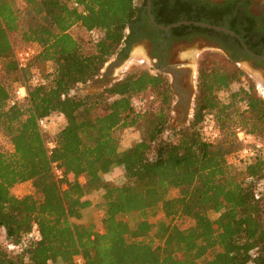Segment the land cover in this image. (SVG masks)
Here are the masks:
<instances>
[{
	"label": "trees",
	"instance_id": "16d2710c",
	"mask_svg": "<svg viewBox=\"0 0 264 264\" xmlns=\"http://www.w3.org/2000/svg\"><path fill=\"white\" fill-rule=\"evenodd\" d=\"M21 1L19 7L0 0V133L12 146L0 150V228L7 240L0 242V264H77V256L85 264H264V154L240 157L244 146L236 138L238 130L264 138V98L251 85L232 88L242 72L204 60L193 118L166 137L173 91L154 69L131 72L98 93H73L120 52L137 0ZM28 45L39 52L20 69L15 49ZM35 74L41 81L32 82ZM20 85L27 96L10 106ZM146 96L151 104L143 110ZM53 115L65 124L48 138L39 120ZM234 115L241 125L231 128ZM140 124V139L120 149L117 132ZM47 139L56 143L52 153ZM53 162L76 176L64 180L65 189ZM116 166L124 184L104 177ZM26 182L33 191L14 194ZM94 192L102 193L96 204L102 230L80 221ZM129 213L137 215L135 224L121 217ZM34 224L38 240L27 238Z\"/></svg>",
	"mask_w": 264,
	"mask_h": 264
},
{
	"label": "flooded vegetation",
	"instance_id": "af4514ba",
	"mask_svg": "<svg viewBox=\"0 0 264 264\" xmlns=\"http://www.w3.org/2000/svg\"><path fill=\"white\" fill-rule=\"evenodd\" d=\"M136 3L139 10L117 58L127 59L137 48L143 63L167 77L173 91L171 113L178 114L177 121L193 110L200 67L210 51L220 52L235 70L245 72L264 98V0ZM179 22L189 23L165 29Z\"/></svg>",
	"mask_w": 264,
	"mask_h": 264
},
{
	"label": "rangeland",
	"instance_id": "374dc122",
	"mask_svg": "<svg viewBox=\"0 0 264 264\" xmlns=\"http://www.w3.org/2000/svg\"><path fill=\"white\" fill-rule=\"evenodd\" d=\"M17 5L19 7H21L23 5L22 1L17 0ZM72 33L75 35L80 34V35H84V36L88 37V35H85V33L78 28H74L72 30ZM11 37H12L13 42L15 43L16 46L22 45L21 36L19 34L14 33L11 35ZM137 50H138L137 48L133 49L131 55L129 56L131 59V62L125 68V71L122 74L123 78L127 74L134 72V71L150 70L151 69L145 63L142 62V59L139 57ZM207 53L210 55L209 59H212V60L216 61L217 63H219V65H221L222 68L224 67V68H228L232 71H236L235 68L229 62L224 61V57L221 55L220 52L210 51ZM117 54L113 55L108 62L116 59ZM105 67H106V65H105ZM104 68H103V70H104ZM102 71H101V74L98 75L97 77H100L102 75ZM241 72L243 75L242 80H240V82H238L237 84H233L232 88L238 89L241 86V84L251 85L253 87V91L258 95L257 90H256L255 86L252 84L250 78H248V75L245 74V72H243V71H241ZM97 77H95V78H97ZM94 79L85 85L77 86L73 90V93L78 94V95H84V94H88V93L94 94V93L100 92L101 90L100 91L96 90L92 86V82L94 81ZM196 85L198 87V82L196 83ZM195 94H196V96L198 95V88L195 90ZM220 96L225 102H227L228 93L224 92V93L220 94ZM195 100H196V97H195ZM150 101H151L150 97L146 96L143 99L142 105H140L141 109L145 110L148 107H150V104H151ZM194 107H195V103L193 105V110L191 111L192 116L189 118V122L193 118ZM175 116H177V115H174V117H173L172 113H171V118L169 121V128H168V131L165 133L166 137L170 136V134L172 132L171 131L172 128H181V127L189 125V123L183 124V125L178 124L179 122H177ZM63 122H64L63 119H61L60 116H58V115H53L51 117V120L49 121L47 127L44 129V132H46V134L48 135V138H51L58 130L61 129V127L63 126ZM231 125H232L231 128H234L236 125H241L240 119L238 118L237 115H234V121L231 122ZM141 128H142V126L140 124V125H137L135 127L127 128L125 130H121V131L117 132V135H118L119 140H120V143H119L120 149H126V148L130 147L134 141L139 140L141 137ZM250 135H252V134H250ZM252 137H253V139L249 145L251 147H253L256 144H259L261 146L260 151L264 154V138H258L254 135H252ZM236 138H237V134H236ZM242 145L244 146L243 143H242ZM11 149H12V146H11L9 140L7 139V137L4 136L2 133H0V150L10 151ZM104 177L106 180L111 181L117 185L124 184L127 181L126 177H125L124 170L121 166L114 167L113 170L110 171L108 174H106ZM32 191H33V187L30 183L20 184L13 189L14 194L19 195V196L27 194V193H31ZM177 194H178V192L175 190V191H170L167 196L168 197H174ZM101 195H102L101 192H94L90 195V198L93 201V205H91L90 207L83 210L82 219L80 220L81 222H84V223L93 222L99 230L103 229L102 214L98 210V208L96 207V204L100 201ZM220 214H221L220 212L219 213L211 212L210 216L212 218H218L220 216ZM121 217L127 218L128 220H130V222L132 224H135L137 221V215L135 213L125 214V215H122ZM179 222L183 223L184 225L185 224H191V221L188 219L180 220ZM0 242L4 245L7 244L5 231L3 228H0Z\"/></svg>",
	"mask_w": 264,
	"mask_h": 264
},
{
	"label": "built area",
	"instance_id": "2783aa9c",
	"mask_svg": "<svg viewBox=\"0 0 264 264\" xmlns=\"http://www.w3.org/2000/svg\"><path fill=\"white\" fill-rule=\"evenodd\" d=\"M77 5V4H76ZM91 37H96L98 34L96 31H91L90 32ZM39 52V48L33 45H28L20 48L15 49V59L17 61L18 67L20 69L26 68L31 61V59ZM41 81L40 76L35 74L32 77V82L37 83ZM27 96V87L26 85H20L16 88L14 92V96L10 99L9 105L12 106L16 103L17 100L22 99ZM51 120L50 118H41L39 120V125L44 131V129L47 127L49 121ZM237 134V139L239 142L244 144V147L241 151H239L238 155L240 157H250L254 156L257 152L260 151V145L256 144L255 146L251 147L249 144L251 143L253 137L249 133H246L243 130H238L236 132ZM207 136L210 140H215L218 138V132L214 130L212 125L208 126V132ZM47 148L49 153H52L53 149L56 146V143L53 139H47L46 142ZM53 167V172L56 177V179L60 182H62V188H66V183L64 180L69 179V180H74L76 178L75 174L72 172L66 173L57 162H53L52 164ZM78 179L81 182L85 181V178L83 176L78 177ZM27 238H31L34 240H38L40 238V230L38 228L37 224H34L33 229L31 232L27 235ZM11 248L18 247L17 245H10ZM76 263L77 264H85L84 259L82 256H77L76 257Z\"/></svg>",
	"mask_w": 264,
	"mask_h": 264
},
{
	"label": "water",
	"instance_id": "95a60500",
	"mask_svg": "<svg viewBox=\"0 0 264 264\" xmlns=\"http://www.w3.org/2000/svg\"><path fill=\"white\" fill-rule=\"evenodd\" d=\"M152 19L154 20L153 17H152ZM181 23H189V22L174 23L168 27H165V29H169V28H171L173 26H177ZM195 24L209 26L205 23H199V22H195ZM130 62H131L130 57L127 59L116 58V59L108 62L106 64V67L102 71V75L100 77L95 78L94 81L92 82L93 88L100 91V90H103L104 88H106L108 86H111L114 82L121 80L123 78L122 74L124 73L125 68L129 65ZM174 106H176V105H174ZM174 115H178V114H174ZM191 116H192V114L189 111L188 114L184 115V117L181 121H177V122H179L178 124L183 125V124L189 123V118ZM175 117L177 119L178 116H175Z\"/></svg>",
	"mask_w": 264,
	"mask_h": 264
},
{
	"label": "crops",
	"instance_id": "0c3cea01",
	"mask_svg": "<svg viewBox=\"0 0 264 264\" xmlns=\"http://www.w3.org/2000/svg\"><path fill=\"white\" fill-rule=\"evenodd\" d=\"M60 118L63 119V121H64L63 125H64L65 124V120H64L63 116H60ZM26 183H29V182H26Z\"/></svg>",
	"mask_w": 264,
	"mask_h": 264
}]
</instances>
